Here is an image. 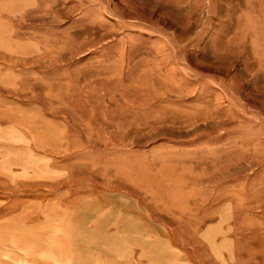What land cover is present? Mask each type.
Here are the masks:
<instances>
[{"label":"rangeland","instance_id":"1","mask_svg":"<svg viewBox=\"0 0 264 264\" xmlns=\"http://www.w3.org/2000/svg\"><path fill=\"white\" fill-rule=\"evenodd\" d=\"M264 264V0H0V264Z\"/></svg>","mask_w":264,"mask_h":264},{"label":"crops","instance_id":"2","mask_svg":"<svg viewBox=\"0 0 264 264\" xmlns=\"http://www.w3.org/2000/svg\"><path fill=\"white\" fill-rule=\"evenodd\" d=\"M146 242L140 246L141 264H188L182 259L181 250L175 247L164 234L146 232L142 239Z\"/></svg>","mask_w":264,"mask_h":264}]
</instances>
